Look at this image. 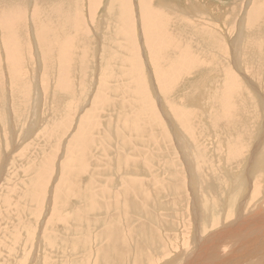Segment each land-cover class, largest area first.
<instances>
[{"label":"rangeland","instance_id":"374dc122","mask_svg":"<svg viewBox=\"0 0 264 264\" xmlns=\"http://www.w3.org/2000/svg\"><path fill=\"white\" fill-rule=\"evenodd\" d=\"M18 1L23 6L25 5L24 8L26 7L25 8L26 10L24 9L26 14L24 32L26 34V39H27L26 40L27 42L25 43L23 49V53L21 55L22 62L19 66V69H21L20 72H22V74L25 75V79H27L28 75L30 76L32 71V70H28L27 61L30 62L29 69H31L32 66L35 68L37 67V63H38L37 54L39 53L40 49L36 47L34 42V37L42 47L47 44L51 46L52 44L54 46L56 53L60 51L61 57L62 55H65L66 65L64 66L67 71L68 92L65 93L64 91H62V93L64 92L65 94H61L60 92H58L56 88L58 84V69L60 73L59 67H61V63H59L56 59L49 60V64L45 66L46 73L43 71L40 72L35 71V77L32 78L30 76V80H31L30 86L32 87L33 84L36 90H40L39 88H41V82L39 80V76L42 74V72L43 74L45 73V78L48 83L49 92L52 93L53 95V97H51L52 99L50 100L53 109L55 108L60 109V107L58 106L61 104L63 106L62 115L59 114L60 111L57 110L58 111L57 112L55 110L57 112L56 113L57 115H55V117L57 116L56 118L59 119L62 118L64 115L65 118V112L67 111L68 120H67V124L65 123L64 118L59 123V126L63 128L61 137L57 135L60 138L54 140V134H53L48 139V137L45 138L43 136H40L41 134L40 131L42 128L41 127L42 123L40 122V118L36 120L35 126H34V122H32L34 127L32 126L31 124L32 120H30L29 118L32 115V111L28 112L29 109H27L26 113L24 112V114L27 115L25 116L24 114H22L21 118L19 116H16L15 115L16 113H14L13 115L14 117L11 116V113H9L10 118L8 121L6 118L7 114L5 112V108H3L4 110L0 108V130H1L0 142L4 143L1 144L0 146V151H1L0 156H3V159L0 161V171H2L0 172L1 174L0 177L1 178L3 177L2 178L3 181L2 179H0V183H1L0 184V264L35 263L34 261L36 258L35 253L39 252L41 249L38 246H36L37 242L39 241L37 238L40 237V235L42 236L44 233L56 234L57 236H60L62 239L66 241L73 242V245H77V242L74 241H78L79 235L77 232H73L72 228L76 227L77 223L82 220L81 213L76 215V208H75V207H79V205L83 203L79 201L80 193L84 190L90 191L94 187H99L97 185L104 186L105 184L103 179L105 177H111L112 179L116 178L115 176H113V165H118V164L124 165L125 162L132 163L133 160H135V162L132 163V165H130L133 166L135 170V173L133 172V176L141 178V180L143 181L142 182L143 185L141 184L142 188H140L139 185H134L133 189H130V187L124 189V187H122L121 185L120 186L117 185V187L114 189V191H117L115 194V204L109 210L103 212H104V216L107 217L109 225H113L114 227L116 225L115 229L117 228V232H121L124 235L126 231H123L124 229L120 231V228L124 227L125 224L126 226H131V223L136 224L137 220L140 219L139 216H136L140 213L135 214L134 216V214L131 211H129L127 212L128 213L127 214L125 212L126 205L131 202V196H135V200H139L140 195L144 196L146 200L144 201L145 202L144 206L146 207V211L140 209L141 212L143 213L145 212V216H142L141 219L143 218L145 220L149 219L147 220V222L150 224V226L153 227L155 226L154 228L158 231L160 235L159 236L160 239H162L165 244L164 248L167 249L169 247L168 249L170 251V254L166 258L161 256L162 258L155 264H162L163 260L164 262H166L167 260L172 259V255L175 254V250L173 247H178L176 249V252L182 250L178 252L179 261H180V262L178 261V263L185 264L184 259L189 254V253L186 254L187 253L186 251L190 252L192 248L196 247L194 240L195 238H197L198 236H200V238H207L210 237V235H214L215 233L218 234L220 232L219 229L221 230V228L226 229V227H223L224 224L222 222H225L226 225L227 224L230 225L231 223L230 220L233 221L237 220V218H235V216L239 213V209L237 210V207L240 208L242 207V205L239 203L244 202V208L242 207L241 211L242 214L246 215L248 214L249 211L254 209L255 205H257L259 201L264 199V195L263 194L261 195V193L259 194V192H257L258 197L255 198H253L252 197L253 194H251L253 192L252 191L254 188L253 185L256 179L260 181L262 188L264 187V153H260L262 156H259L260 155L259 153L256 156L255 153L252 154V149H251V152H249L247 156L248 158L245 157L244 154L245 152H243L242 157L240 158L242 161L239 159L240 161L235 160L230 164H226V160H223L224 157L220 159L222 155L221 151L224 150L223 151L224 153L226 150L225 143L223 142V140L224 141L227 140L225 136L226 133L230 134L229 138H233V139L235 136H242L240 137V140L242 142L241 144L248 145L250 139L253 141L252 138L255 137V133L257 134V129L259 128V124H257L258 127L255 131L254 127L257 123L256 120L259 118L262 120L263 117L261 112L258 113V109L257 107H255L257 103L254 100L251 104L247 103L248 111L243 112V109L239 107L237 108L233 104V103H237L235 102L236 97H234V99L232 100L233 108L229 110L231 115L229 113H227L226 115V117L228 118L224 122L225 127H223L222 124H219V126H217L218 122L216 124H213L207 117L208 110L205 109V113H203V107L201 104L198 107H196V105L192 106L189 102L185 103V98L186 99H188L189 97L193 98L195 93H196L195 96L197 97L201 89L208 88L209 91L212 92V94L215 96L216 91H219L218 86H221L220 82H218L217 75L215 76V74L218 71L224 72L225 68L228 67L231 68L233 67L234 69L236 68L238 70L237 76L239 81H243L242 84L245 85L246 88L248 86L249 90L255 95V99L258 101V104L259 102H264V96H261V94L264 95V90H263L264 89V49H263L264 20L259 22L254 21V23L256 24L258 23L257 24L258 26H254V28L250 27V20L246 19L247 12L251 4L250 0H157V1L153 0V2L155 3V8L158 9L159 11L169 10V14L172 16H174L173 14L174 12L183 17L189 14V17L187 18H192V20H190L191 21L190 23L184 24L178 22V20L172 21L164 16L163 23L165 24V31H164L165 34L159 41L161 45L154 46V47L158 46L156 49H158L161 46L160 48L164 50L163 57H165V59L163 65L160 66L165 68L171 67L170 73H173L172 71H175L173 75L168 73L167 75L164 76L165 80H167L165 81V87L166 86L169 87V88L167 87V90H170L171 88V90L168 91L169 94L167 95V97L158 95V93L160 94V92L156 90V84H153L154 75L152 74L151 76L150 73L148 72L149 66L150 69L152 70V65H150L146 61H148V59L156 60L158 57L157 54L154 52H152V54L145 55L146 53L144 49L146 44L144 43V39L142 37L141 20L139 19L140 13L138 12L139 2L138 0H131V7L133 10L132 19L134 20L133 25L135 30L134 35L137 39L136 48L137 51L139 49L138 54L140 53L139 60L141 64V68L137 72L138 75L135 76L134 78L136 79V81L138 80L139 82H141L139 84V82L137 81L139 86L141 85V87H143L142 94L143 92H146V90L148 89L147 92H149L150 99L152 100L155 98L156 100L153 101L154 104L157 105L158 108L159 106L163 105L162 108H164L163 110L164 115L166 116V118L169 119V121L166 122L163 116H160L163 125L159 127L157 126V124L155 125L154 123V129L152 128L153 122H150L148 120L149 118H147V122L149 123L150 129L148 128V126L146 127L143 115L138 114L136 111L132 110V106L126 107V105L123 106L119 104L104 105L99 101L95 103L97 90H99V84L102 82H105L107 84L112 83V85H116L115 86V88H117L116 94L113 95L109 93L106 94V97L108 96L109 99H111L113 96H114L113 97L114 100H119L122 99L123 97H126L125 95L120 94L119 89H123L124 86L122 84L125 81L126 82L129 81L124 77L127 76L128 78L127 75L128 69H130L131 67L130 66L127 67V64L125 62L121 63L120 61L124 57V55H128L129 53L126 52L127 51L126 47H128L126 44H128V42L122 40V35H120L121 29L116 31L118 25H120L121 23L115 20L114 13L110 14L111 15L110 17H107L109 16V13L106 11L107 15H105V17L107 18L106 20H108V26L109 25L112 26H109V29L107 30L106 33L107 37L104 40L99 39L103 46L102 53L100 52L99 49L97 50L98 43L96 40H98L99 37V35L97 36V32L101 31L105 35V30L101 29L104 28V25L100 24V21H102V19L105 18L104 15L102 14L103 11H101V7L105 9L107 4H110L111 2L115 3V0H106V4H104L105 0H102L101 1L102 4L100 3V6L98 8L97 7L95 8L94 15L90 13L93 16V22L90 20V17H88L89 10L88 8H86L87 6L85 7V9L84 8L82 9L83 11L82 12L81 6L78 7L76 4H74L76 7L73 8L75 10L78 9V15L82 16L80 18H83V20H85L86 18L89 19L87 20L89 21V24H87V26L88 25L89 26L87 28H90V30L88 32H86L85 28H83V30L81 29V31L73 30L70 22L71 15L69 19L58 17V21H59L58 28L60 29V31L57 30L56 31L57 34L55 33L54 35L59 39L53 40L52 38H48V41H44L43 37L45 36L53 37V34H46L42 32V34H38L37 36L36 35L34 36L35 33L32 32L31 30L33 26L35 27L34 21L31 24L29 21H27L30 18V11H32L33 5L29 4L28 6L29 0H15L14 2L18 3ZM77 1L78 3H80V0ZM52 4H54V2H52ZM258 4L263 5L262 0H260ZM170 6H174L176 10L175 11L171 10ZM47 7L49 8L52 7L53 9H55V6L48 5ZM82 13L84 14V16ZM66 17L67 16H65V18ZM259 18H262V15ZM124 19L125 22L127 23L126 26L127 27L131 26L130 16L127 20L126 16L124 15ZM26 21H27V25H26ZM35 23L38 24L37 21H35ZM98 23L100 25H98ZM227 25L228 26L230 25L233 28L231 34H229L228 32ZM98 26L100 27L99 29H97ZM40 29H43L42 24ZM200 30H202L203 32L202 33L199 32ZM138 32H140V35H138ZM203 33H205L206 35L201 36ZM17 34L20 35V32H17ZM96 36L97 39H95ZM206 37L209 38L208 46L209 44L210 46L209 47L207 46L208 49L206 46L203 45V40ZM220 37L221 40L218 41ZM138 38L140 41L138 40ZM238 42L239 44L237 45ZM3 43L4 42H2L0 39V87L2 89V97L5 98L7 96L10 97V102L12 104L11 111L13 112L15 111L13 108L16 109L17 90H16V86H14L15 84L12 83L11 81L12 79H8V75L10 72L8 73L7 69L11 68L12 71V65L9 62L7 54H5L6 50H4V48L6 49L7 45H4L3 47ZM167 43H169V45ZM258 43L262 44V46L261 47L258 46ZM222 45L224 47H222ZM185 46H187L188 48ZM237 46L239 49L235 48ZM179 47L182 48L181 50L182 54L180 56L178 55L175 56L174 55L175 50L176 49L178 50ZM122 48H124L125 50L123 51ZM165 49L168 50L166 51ZM106 51H108V54L111 53L113 55L112 57H114V60L112 62L106 61L104 57ZM168 52L169 54H167ZM205 53L208 54L206 55ZM218 53H223L225 55H228L227 63L223 60V58L219 59V63L206 61V56L209 57L211 54H213L214 56L213 57L210 56L209 58L212 57L213 59L214 58L217 59V57L219 56ZM17 54L18 55L21 54V51L18 52ZM97 54L98 56L100 55L99 60L97 59L98 58ZM61 57L59 56L60 60ZM128 58L131 61H135L133 54ZM109 60L112 59L110 58ZM100 62L103 63V65H101ZM190 62H191V66H190L191 68L189 67ZM232 64L234 65L232 66ZM50 65L52 67V71L47 70L48 68H50ZM244 65L251 66L254 69V71L256 70L255 68H259L261 70L260 73H258L260 77H258V79L255 78L253 79L252 77H250V75L247 72L248 70L244 67ZM197 66L200 68H198ZM254 66L256 67L254 68ZM181 68L182 69L184 68V70H181ZM180 70L182 72L184 71L185 73L183 72L182 74ZM105 71H107L110 74V77H113L112 81L104 79ZM144 75L147 76L144 77ZM94 76H97V79H94L93 78ZM148 79L149 82L151 80V84L149 83L150 86H146V82H147L146 80ZM206 81H208V87L204 88L203 85L206 84ZM201 83H202V87L200 86ZM251 84L253 85V87ZM73 87H75V90L73 89ZM197 89L199 90L198 92H196ZM30 92L31 90L28 91V96L24 99V101L26 99L28 100V98L31 96ZM155 92L157 96H160L161 100L159 97L157 98ZM45 93L46 92L44 91L42 95L43 98L45 97L44 96ZM150 93L151 94L153 93L155 96L150 95ZM241 93L238 95V101L244 98L243 94ZM253 94L250 96L252 97ZM213 95H211L212 97L210 95L206 96V102L208 106H210L211 113L215 112V111H211V107L212 110L213 108L215 109L216 106H217L216 110L219 108L218 105L213 102V99L216 97V96L214 97ZM195 96L194 98H196ZM48 98L49 96L47 97V99ZM12 99H14L13 102L11 101ZM157 100L159 103L160 101L162 102L160 103L161 105L157 102ZM168 100L170 101L171 104L168 102ZM177 100L178 102L180 101L179 102L180 105L178 104ZM253 103L255 106L253 105ZM244 105H246V97L244 100ZM173 106L181 110L182 109L185 110L184 112L186 113H187L186 111L187 109L188 111L190 110L191 113H189L190 112L189 111L188 112L189 114L186 116L188 117L190 115L191 117V114H195V119L196 118L200 119L198 123L196 121V123L200 126V130L206 127L205 129L206 131L202 133L203 137L202 136L196 137L197 143L194 142L193 146H191L190 149L187 143V139H191L190 134L186 132V129H183L180 126V123L178 122V120H176L173 113L171 114L167 113L168 110L173 109ZM251 106L254 109L250 110ZM41 107H42V112L44 114L46 115L49 114L48 117L51 116L52 112L53 114H55L54 110L50 111L52 107L47 106V108H45L46 105L44 103V100L41 102ZM47 110H49V112ZM159 110L160 109H158V111ZM247 113L251 115H248L250 116L248 117L249 119L246 118L244 119L243 117ZM215 114H219V113H215ZM56 118L55 120H57ZM188 119L189 121L191 120V122H193L192 120H194V119H190L189 117ZM83 123L89 129L87 134L92 141V145L89 151L85 155L81 154L82 151L80 150L81 147L80 144H77L76 146L74 145V142L77 140V135H79L82 132ZM171 123L172 125H170ZM193 124L194 123H192V125ZM197 124H195L194 127L198 130V127L196 126ZM30 125L32 126V128ZM215 125L217 127H220L219 131ZM28 126H30L31 130H29L30 128ZM170 127H172V129ZM251 127L253 128L251 129ZM207 128L209 130H207ZM259 129L261 131H264V124H262V127H260ZM215 132L217 135L215 134ZM198 133L201 132L198 131L196 134ZM263 136L264 134L262 135L261 133V138H262L261 140L263 142L261 143L260 146H258L259 148L258 151L263 150L264 152ZM160 138H164L166 142L158 141V139ZM214 141L216 142L219 141V146H217L218 142L215 144ZM254 141H256V138ZM176 144L177 147H175ZM196 144L198 145V149H200V153H201L200 157H202L205 162L214 161L216 158V156L214 158V156L212 155V151H213V149L211 150L212 146L215 147L217 153L218 152L220 153L219 155L220 158L218 157L219 161L216 160L213 163V168L219 171H217L218 172L217 175L213 176L214 179L212 178L211 180L212 182L216 181L218 183L219 188L217 189L218 192L217 195L216 194L213 195V191L208 190L209 187L207 186V184L198 181L196 174V170L198 168H196L195 165H194L195 167L193 166V164L199 165L198 155H197L198 149L195 151ZM215 145L218 148L221 146V148L217 149ZM50 149L51 150L54 149L53 150L54 154L53 153L49 154ZM48 154L50 155V157H48ZM251 156H253L252 158L253 160L251 163L252 166L248 167L247 166V163L249 161L248 159L251 158ZM4 157L7 159H4ZM22 157L23 159H21ZM80 157L83 159H82V163L79 165ZM172 157L176 158L177 164H179V168L181 172L179 183L183 182L182 184L183 188L181 189L183 191H181L180 188L172 187L171 190L168 188L169 186L175 184L172 174L173 171H171L167 166L168 165L167 159H171ZM257 159H259L258 165H260L261 169L256 174L257 171L254 161L256 162ZM14 160H16L17 162H14ZM95 161L96 162L98 161L99 166L103 167L100 170L101 172L99 171V176H101V178L99 180L97 179L91 182L90 184H88L87 187H85L87 179L84 172L87 171L89 168L94 167L93 165L95 164L94 163ZM91 163H93V165H90ZM200 165L207 167L205 164H200ZM225 165L227 166L226 169H225ZM34 166H36V168L39 167L41 169H39L36 172L33 171V172L25 173V171L27 170H34ZM137 167H139L140 169H138ZM120 169L121 168H119L118 170L117 168L116 174H120L119 172ZM61 170H62L61 175L60 176L58 175L59 177H56L58 172H60ZM249 171L251 174L249 173ZM128 173H130V170H128ZM79 174L81 175L80 176L81 178L79 177ZM131 174L132 173L125 176H121V178L124 179L126 177L127 179H130ZM218 174L220 175L218 176ZM226 175L230 176L228 177L230 181L229 185L228 182H226L227 179ZM78 177L80 181H77ZM194 177L196 178L195 180ZM57 178H58V182L60 183H58L57 181H56L57 183L56 182L53 183L54 180H56ZM12 179H14L15 181ZM50 179L52 180L50 184H48V181ZM211 181L209 180L210 185L213 184ZM233 182H235L236 187L235 188L233 187L232 189ZM28 183L31 187L30 190L25 189L27 188ZM236 188L238 191L236 190ZM111 189L112 188H110V190ZM174 189L175 192L172 193ZM231 190L232 191L235 190V192L232 193ZM259 190L263 192V190H261L260 188ZM96 194L99 197L102 196L100 198L102 200L104 199V202H106L109 199L108 196H104L102 194L100 195L99 192L98 193L96 192ZM6 198L8 200H6ZM174 198H176L177 200ZM28 202H31L32 204L29 203L30 205L29 206ZM12 203L14 204L17 203V204L14 205ZM88 203L89 201L87 200V204ZM88 205H90V203ZM165 205L166 207H164ZM20 206H22L23 208L25 206L28 209L26 208L23 209ZM136 207L140 208L139 206ZM14 208H16V210ZM27 210L29 211V213ZM43 211L45 213H43V217L40 218V215ZM85 212H87V210L83 211V213ZM123 212L126 214V216L124 217H123ZM130 212L132 215L130 214ZM129 216L130 218L134 217L131 220L130 225L128 222L130 220L127 219L129 218ZM160 216L163 217L162 220L164 222L160 221L161 219ZM64 217H68L69 221H64L63 220ZM100 217H101L100 215L97 216V218ZM157 219H159L160 223ZM48 221H51L53 227H55V231L52 230L51 224L47 226ZM54 221H56V223ZM169 221H173L172 222L173 227L165 228L164 225H162V223L165 224L167 223L166 225H168ZM117 226L120 228L118 229ZM148 226L146 224V227L143 228L144 229L148 228ZM94 228L97 229L94 230ZM100 228L101 226H94L92 227V229L84 228L79 232L80 234H84L85 237L87 238L89 235H94V237H91L92 240L91 238L87 239V242L92 245L91 246L92 250L88 248L83 250L79 254L75 252V254L73 253L71 255V253L69 254V252L65 250L61 252L60 251L61 249L51 250L50 248L48 249L47 247L43 246L41 260L42 262L44 261V263H41V260L39 261V263L58 264L59 262L60 264H82V263L91 264L93 262L94 264H97L96 263L97 252L95 250H97V248L99 247L97 248L94 247L99 245L101 247V245H103L100 251L103 252V255L104 254L105 255L104 256L102 255L103 257L101 256L102 253L100 254L98 253V255L100 256L101 259L103 258L105 260L104 261L102 259L104 262H106V259H108L109 262L107 261V263L112 264L110 262L113 260L111 255L116 253L117 251L116 252L113 251L117 249H114L112 251L113 252L112 254H109L110 251L105 252V250H107L108 247L118 248L119 250V241L123 238H124L123 240L126 241L130 237L125 234L124 237L121 238L122 235L121 234L119 236V239H117L118 238L117 235L116 237H114L115 235L114 236L111 235L112 236V237L110 236L111 240L110 239L108 240L106 239L108 238V236L105 238L104 234L100 231ZM198 228L201 230H199ZM195 229L198 230L194 231ZM198 231H200V233ZM167 232L169 234L176 233L178 236L174 234L175 238H172L173 235H169ZM182 233H185V238L187 239L183 237ZM131 235L133 236V233H131ZM45 237L49 240L50 246L56 245L57 243L56 238L51 236H45ZM183 238L185 240H183ZM188 238L190 241L188 240ZM114 240L117 241L115 242ZM129 240L130 241L127 240L126 243L125 241H123V244L122 242L120 244H122L125 247L126 245L130 244L131 239ZM187 240L189 242H187ZM232 240L233 237H222L220 242L212 249L215 250L220 249L219 251L224 253L225 248L231 244L230 242H232ZM111 241L113 243L115 242V244L112 245L113 243ZM108 242H110V244L112 243L111 246ZM128 242L129 244H127ZM186 242L187 244L189 243V245H184V243ZM92 243L94 244V246ZM143 244L144 246H146V243ZM152 246L153 245L151 243L150 248H152L151 250L153 251H151L148 246V249L150 250L149 252L152 254H156L157 250L153 248L155 245L153 247ZM103 247L104 248L106 247V249H104ZM73 249L76 248H69L70 251ZM46 251L48 252L46 253ZM154 251L156 253H154ZM107 253L108 255H106ZM92 254L95 255L93 256ZM129 255H131V252L129 253ZM129 255L127 256V260L128 258H130ZM259 260L260 261L264 260V253L260 255ZM112 262L119 264L115 260H113ZM258 263L259 262H255V264Z\"/></svg>","mask_w":264,"mask_h":264},{"label":"bare ground","instance_id":"6f19581e","mask_svg":"<svg viewBox=\"0 0 264 264\" xmlns=\"http://www.w3.org/2000/svg\"><path fill=\"white\" fill-rule=\"evenodd\" d=\"M15 0H0V39L3 43V47L4 45H7L6 46V49L4 48V50H6V53L7 56H8V59H9V62L11 63L12 65V71H11V68L7 69L8 70V79H12V83H14L16 86V90H17V96H16V109L13 108L15 111H11L12 110V104L10 102V97L7 96L6 98L5 97H2V89L0 87V108H5V112H6V118L7 120L9 121V118H10V114L11 113V116L14 115V113H16L15 115L16 116H19L20 118L22 117V114H24V112L26 113L27 112V109L28 112L29 111H32V115L29 117L31 121V124L33 126V123L34 122V126L36 125V120L40 118V122L42 123L41 124V131H40V136H43L45 138L48 137V139L54 134V140L58 139L61 137V134L63 132V128L59 126V123L60 121L64 118V115L62 118H56L55 115H57L56 113L58 111L59 114L62 115V111H63V106L62 104L59 105L58 107H60V109H53V106L51 105V97H53L52 93L49 92V88H48V83H47V80L45 78V66L47 64H49V60H53V59H56L59 63H61V67L60 68V73H59V69H58V84L56 86L58 92H60L61 94H65L66 92H68V81H67V71L65 69V66L66 65V59H65V55H62L61 57V54H60V51L58 53L55 52V49H54V46L51 44V46H49L48 44L45 45V46H41L40 43L35 39L34 37V42H35V45L37 48L40 49L39 53L37 54L38 56V63H37V67H31V69H29V61H27V66H28V70H32L31 71V77H35V71L36 72H40V71H43L45 72L39 76V80L41 82V88H39L40 90H36L35 86L32 84V87L30 86L31 85V80H30V76L28 75V78L25 79V75L22 74V72H20L21 69H19V66L21 64V55L23 53V49H24V46H25V43L27 42L26 40V34L24 32V27H25V17H26V14H25V8L22 4H20V2L18 1V3L14 2ZM102 0H80V3H78L77 0H29V3H28V6L29 4H32L33 7H32V11H30V18L29 21L30 24L34 21V24H35V27L33 26L31 28L32 32H34V36L38 35V34H42L43 33H46V34H53V37H48V36H45L43 37V40L44 41H48V38H52L53 40H58L59 38L56 37L54 34L56 33L57 30L60 31V29L58 28V25H59V21H58V17H63L64 19H69L70 15H71V25H72V28L73 30H76V31H81V29L83 30V28H85L86 32H88L90 30V28H87V24H89V19H85L83 20V18H80L82 16H79L78 15V9L75 10L73 7H76L74 4H76L78 7L81 6V11L82 9L85 7L88 8V17H90V20L93 22V16L92 14L94 15V10L95 8L99 7L100 6V3H101ZM157 1V0H156ZM155 1V2H156ZM251 1V4H250V8L247 12V16H246V19L247 20H250V27L251 28H254V26H258L256 23H254V21H262L264 20V8H263V5H264V1L262 0L263 2V5L262 4H258L260 0H250ZM254 1V2H253ZM257 1V2H256ZM52 2H54V4H52ZM86 2V4H85ZM139 2V9H138V12L140 13V16H139V19L141 20V28H142V37L144 39V43L146 44L145 45V55H148V54H152V52L156 53L157 54V59L154 60V59H148V62L150 65H152V70L150 69V66H149V73L150 75L152 76V74L154 75V80H153V84H156V90H158L160 92V94L158 93V95H161V96H166L169 94L168 91L171 90H167V87H165V75H167L168 73L169 74H172L175 72V71H172L173 73H170L171 72V67H168V68H165V67H162L160 65H163V62H164V59L165 57H163V53H164V50H162V48H158L156 49L157 47H154L155 45H161V43H159V41L161 40V38L164 36L165 34V24L163 23V18L164 16L169 18L170 20L172 21H176L178 20V22H181V23H190L192 20V18H187L189 17V14H187V16L183 17V16H180L178 14H176L175 12L173 13L174 16L170 15L169 14V10L167 11H159L158 9L155 8V3L153 2V0H138ZM102 4V3H101ZM104 4H106V0L104 2ZM48 5L50 6H55V9H53L52 7L49 8L47 7ZM27 6V7H28ZM84 6V7H83ZM112 6V7H111ZM39 7V9H38ZM77 7V8H78ZM111 7V8H110ZM25 9V10H24ZM80 9V8H79ZM170 9L175 11L176 8L174 6H170ZM100 10V9H99ZM80 11V12H81ZM101 11L102 14L104 15H107L106 14V11L109 13V16L107 17H110L112 13H114V17H115V20L119 23H121L120 25H118L117 30L121 29V34L122 35V40H125L128 42V44H126L128 47L127 48V51L126 52H129L128 55H124V57L121 59V63H126L127 64V67L130 66L131 68L128 69V78L127 76H125L124 78L125 79H128L129 81H125L122 85L124 86L123 89H119L120 90V94L121 95H125L126 97H123L122 99H119V100H114V96L109 99L108 96L106 97V94L109 93V94H116L117 92V88H115L116 85H112L111 84H107L105 82H102L99 84V90H97V94H96V97H95V103L96 102H101L102 104L104 105H109V104H119V105H123L126 107H129V106H132V110L136 111L138 114H142L143 117H144V122H145V125L146 127L148 126V128L150 129L149 127V123L147 122V118H149L148 120L150 122H153V125H152V128L154 129V123L155 125L157 124V126L161 127L163 125L162 121H161V118L160 116H163L164 120L169 121L168 118H166V116L164 115V108H162V106H158L154 104V99H150V96H149V92H143L142 94V88L141 85L139 86V84L141 82H139V84L137 83L136 79L134 78L135 76H137V72L138 70H140L141 68V64H140V60H139V49L137 51V48H136V43H137V39L134 35V25H133V19H132V7H131V0H115V3L114 2H111L110 4H107V6L105 7V9L103 7H101ZM83 12V11H82ZM168 12V13H167ZM171 12V11H170ZM68 13V14H67ZM92 13V14H90ZM83 14V13H82ZM28 15V14H27ZM124 15L126 16L127 20L130 16V21H131V26H126L127 23L125 22V19H124ZM262 15V18H259L260 16ZM65 16H67L65 18ZM84 16V14H83ZM96 19V18H95ZM107 18H103L102 21H100V24L104 25V28H101V29H104L105 30V35L100 31V32H97V36L99 35L98 37V40L97 43V50L99 49L100 52L102 53L103 51V46L101 44V41L99 39H102L104 40L107 35V30L109 29V26H112V25H109L108 26V20H106ZM27 21H26V25H27ZM35 21H37L38 24L35 23ZM187 21V22H186ZM91 22V23H92ZM96 22V21H95ZM98 22V21H97ZM254 23V24H253ZM261 23V22H260ZM41 24L43 25V29H40L41 28ZM97 24V23H96ZM98 23V25H100ZM256 24V25H255ZM64 26V25H62ZM94 26V25H92ZM164 26V27H163ZM228 26V25H227ZM23 28V29H22ZM100 27L98 26L97 29H99ZM37 29V30H35ZM233 31V28L229 25L228 26V32L229 34H231ZM17 32H20V35L17 34ZM199 32H203L202 30H200ZM115 33V31H114ZM207 33V32H206ZM57 34V33H56ZM126 34V35H125ZM136 34V32H135ZM33 35V33H32ZM60 35V34H59ZM138 35H140V32H138ZM206 34L203 33L201 36H205ZM97 36L95 39H97ZM137 36V35H136ZM117 37V36H116ZM33 38V37H32ZM204 39V38H203ZM139 40V38H138ZM172 40V39H171ZM221 40V37L219 38L218 41ZM140 41V40H139ZM163 41V40H162ZM208 41H209V38L206 37L204 40H203V45L204 46H208ZM211 41V40H210ZM166 42V41H165ZM169 42V41H167ZM212 42V41H211ZM164 43V42H163ZM169 45V43H167ZM239 44V42L237 43V45ZM264 44V43H263ZM217 45H220V44H217ZM147 46V48H146ZM210 46V44H209ZM208 46V47H209ZM236 46V45H235ZM258 46H262V44L258 43ZM141 47V46H140ZM181 47V46H180ZM177 50H175V53L174 55H178L180 56L182 54L181 50L182 48H180ZM187 47V46H185ZM205 47V49H206ZM207 47V49H208ZM222 47H224L222 45ZM242 47V46H241ZM264 47V46H263ZM188 48V47H187ZM197 48V47H195ZM199 48V47H198ZM204 48V47H203ZM202 48V49H203ZM235 48H238L235 47ZM169 49V48H168ZM167 49V50H168ZM200 49V48H199ZM239 49V48H238ZM264 49V48H263ZM122 50L124 51L125 49L122 48ZM166 50V49H165ZM166 50V51H167ZM193 50V49H192ZM226 50V48H225ZM21 51V54H17L18 52ZM189 51V50H188ZM191 51V50H190ZM203 51V50H202ZM206 51V50H205ZM224 51V50H223ZM28 52V51H27ZM218 52V50H217ZM26 53V52H25ZM98 53V52H97ZM177 53V54H176ZM214 53V52H213ZM134 55V58H135V61H131L128 57H130L131 55ZM169 54V52L167 53ZM191 54V53H189ZM206 54V53H205ZM208 54V53H207ZM206 54V55H207ZM215 54V53H214ZM219 54V58L217 57V59H213L212 57L214 56L213 54H211L210 56H212L211 58L207 57L206 56V61L208 62H215V63H219V59L220 58H223V60L227 63V57L228 55H225L223 53H218ZM235 54V53H234ZM233 54V55H234ZM166 55V54H165ZM59 56L61 57V60L59 58ZM98 56V54H97ZM100 56V55H99ZM99 56H98V60H99ZM113 55L110 53L108 54V51H106L104 57L106 59V61L108 62H112L114 60V57H112ZM123 56V55H122ZM177 56V57H178ZM216 56V55H215ZM235 56V55H234ZM56 57V58H54ZM168 57V56H166ZM205 57V56H204ZM6 58V57H5ZM108 58V59H107ZM112 59V60H109V59ZM179 58V57H178ZM237 58V57H236ZM97 60V61H98ZM190 60V59H189ZM242 60V59H241ZM221 61V60H220ZM119 62V63H120ZM244 62V61H243ZM101 63V62H100ZM177 63V62H176ZM115 64V63H114ZM189 67L191 66V62L189 63ZM222 64V63H221ZM229 64V63H228ZM101 65H103V63H101ZM148 65V64H147ZM176 65V64H175ZM214 65V64H213ZM234 64H232L233 66ZM239 65V64H238ZM56 66V65H55ZM193 66V64H192ZM195 66V65H194ZM218 66V65H217ZM237 66V65H236ZM240 66V65H239ZM185 67V66H184ZM198 67V66H197ZM244 67L248 70V74L250 75V77H252L253 79H258V77H260L258 75V73H260V69L259 68H255L256 66H254V68L256 69L254 71V69L251 67V66H246L244 65ZM48 68V67H47ZM191 68V67H190ZM200 68V67H198ZM196 68V69H198ZM213 68V67H212ZM41 69V70H39ZM47 70H50L52 71V67L50 65V68H48ZM181 70H184V68ZM180 70V71H181ZM194 70V69H192ZM200 70V69H199ZM198 70V71H199ZM203 71V69H202ZM237 69L235 68H231V67H228V68H225V71H218L216 72L215 76L217 75V78H218V82H220V85L221 86H218V90L219 91H216V97L212 94V92L209 91L208 88L206 89H201V91L199 92V95H197V97L195 96L196 93H195V97L193 96V98L189 97L188 99L185 98V103L189 102L192 106H195L198 107L200 104L202 105L203 107V113H205V109L208 110V113H207V117L208 119L213 123V124H216L218 122V125L219 124H222L223 127H225L224 125V122L225 120L228 118L226 117L227 113L230 114L229 110L232 107V100L234 99V97H236V101L237 103H233L235 105V107H239L241 109H243V112H247L248 109H247V103H252L253 100L257 103V105L255 106L254 103L253 105L255 107H257L258 109V113L261 112V114L263 115L262 117V120L259 118L257 119V123L255 125V131L257 129V124H259V128L262 127V124H264V111H263V108H264V102H259L258 104V101L255 99V95L249 90L248 86L247 88L245 87V85H243V81H239L238 79V76H237ZM34 72V73H33ZM152 72V73H151ZM182 72V71H181ZM184 72V71H183ZM182 72V74H183ZM135 73V74H134ZM185 73V72H184ZM194 73V72H193ZM196 73V72H195ZM104 74H108V75H104V79L106 80H111L112 81V78L113 77H110V74L105 71ZM198 74V73H197ZM247 74V75H248ZM171 75V76H172ZM10 76V77H9ZM118 76V75H117ZM147 75H144V77H146ZM214 76V77H215ZM222 76V78H221ZM173 77V76H172ZM94 79H97V76H94L93 77ZM180 78V77H179ZM185 78V77H184ZM207 78V77H206ZM245 78V77H244ZM80 79V78H79ZM175 80V79H174ZM197 80V79H196ZM204 80V79H203ZM76 81V80H75ZM146 86H150L149 83L151 84V80L149 82V79L146 80ZM198 81V80H197ZM3 82V81H2ZM188 82V81H187ZM194 82V81H193ZM203 83V82H202ZM202 83H201V87H202ZM262 83V82H261ZM176 84V83H175ZM77 85V84H75ZM197 85V84H196ZM247 85V84H246ZM252 85V84H251ZM118 86V85H117ZM122 86V87H123ZM145 86V87H146ZM179 86V85H178ZM204 88L205 87H208V81H206V84L203 85ZM144 87V88H145ZM175 87V86H174ZM173 87V88H174ZM253 87V85H252ZM169 88V87H168ZM73 89L75 90V87H73ZM151 89V88H150ZM31 90V96L28 98V100L26 99L24 101V99L28 96V91ZM144 90V89H143ZM258 90V89H257ZM264 90V89H263ZM7 91H8V88H7ZM13 91V90H12ZM44 91L46 92L45 93V97L43 98V93ZM62 91H64L62 93ZM174 91V90H173ZM199 90L197 89L196 92H198ZM260 91V90H259ZM154 92V91H153ZM218 92V93H217ZM242 92V93H241ZM262 92V91H261ZM14 93V92H13ZM49 93V94H48ZM102 93V94H101ZM243 94L244 98L242 100H239L238 101V95L239 94ZM119 94V93H118ZM156 94V92H155ZM253 96L251 97L250 95ZM150 95H154L153 93ZM207 95H213L215 98L213 99V102L216 103L218 105V109L216 110V108L212 110V107H211V111H215L214 113H211L210 112V106H208L207 102H206V96ZM49 96V98L47 99V97ZM155 96V95H154ZM157 96V94H156ZM261 96H264L263 94H261ZM160 98V96H157V98ZM212 97V96H211ZM245 97H246V105H244V100H245ZM14 98V97H13ZM153 98V97H152ZM156 98V99H157ZM30 99V100H29ZM44 100V103L46 105L45 108H47V106L49 107H52L51 110H54V113L53 112L51 113V116L48 117V115L44 114L42 112V107H41V102ZM161 100V98H160ZM159 100V101H160ZM184 100V99H182ZM212 100V99H211ZM210 100V102H211ZM12 102L14 101V99L11 100ZM39 101V102H38ZM156 101V100H155ZM158 102V100H157ZM168 102L170 103V101L168 100ZM178 102V100H177ZM180 102V101H179ZM178 102V104H179ZM159 103V102H158ZM160 103H162L160 101ZM159 103V104H160ZM11 104V105H10ZM15 104V103H14ZM55 104V103H54ZM171 104V103H170ZM56 105V104H55ZM161 105V104H160ZM180 105V104H179ZM160 109V114H159V111L158 109ZM253 106V107H254ZM57 107V108H58ZM181 107V106H180ZM249 107V106H248ZM251 109H254L250 108ZM4 110V109H3ZM57 112H56V111ZM183 110V109H182ZM181 109L173 106V109H170V110H166L167 113L171 114L173 113L174 117L176 118V120H178V122L180 123V126L183 128V129H186V132H188L190 134V137L191 139H187V143H188V146H189V149L191 146H193L194 142H196V137H201L202 136V133H204L206 130V127L203 128L202 130H200V126L197 124L198 121L200 119L196 118L195 119V114H191V117L190 115L188 116L190 119H194L192 120L193 122H191V120L189 121L188 117L186 115H188L189 113H191V111L189 112L188 109L186 110V112H184L185 110L182 111ZM11 111V112H10ZM44 111V109H43ZM49 112V110H47ZM42 112V113H41ZM47 112V113H48ZM189 112V113H188ZM186 113V114H185ZM215 113H219V114H215ZM25 115V114H24ZM27 115V114H26ZM25 115V116H26ZM54 115V117H53ZM149 115V116H148ZM231 115V114H230ZM248 115H251L249 113H247L243 118L245 119H249ZM15 116V117H16ZM29 116V114H28ZM14 117V116H13ZM12 117V118H13ZM168 117V116H167ZM242 117V116H241ZM17 118V117H16ZM15 118V119H16ZM55 118L57 120H55ZM25 119V118H24ZM13 120V119H12ZM65 123L67 124V120H68V113L67 111L65 112ZM229 120V119H228ZM227 120V121H228ZM251 120V119H250ZM261 120V121H260ZM172 121V120H171ZM197 121V123H196ZM247 121V120H246ZM237 122V121H236ZM27 123V122H26ZM174 123V122H172ZM172 123L170 125H172ZM192 123H194L192 125ZM197 124L196 126L198 127V130L194 127V125ZM239 124V123H238ZM242 124V123H241ZM254 124V123H253ZM252 124V125H253ZM261 124V125H260ZM19 125V124H18ZM29 125V124H28ZM43 125V126H42ZM169 125V124H168ZM26 126V125H25ZM31 126V125H30ZM30 126H28L30 128ZM31 126V128H32ZM33 126V127H34ZM209 126V125H208ZM216 126V125H215ZM216 126V127H217ZM221 126V127H222ZM244 126V125H242ZM174 127V126H173ZM227 127V126H226ZM240 127V126H239ZM248 127V126H247ZM31 128L29 130H31ZM39 128V129H40ZM172 129V127H170ZM219 128L220 127H217L218 131H219ZM237 128V127H236ZM253 127H251L252 129ZM257 129V134L255 133V137L252 138L253 141L250 139L248 145L247 144H241V140H240V137L242 136H235L234 139L233 138H229L230 137V134H227L226 133V139L227 140H223V142L225 143V146H226V150L225 152L223 153L222 152V155H221V158L219 157L220 153L215 150V147L212 146L211 150L213 149L212 151V155L216 156L215 160L214 161H210V162H205L204 159L202 157H200V149H198V145L196 144L195 145V151L198 149L197 151V155H198V162H199V165H196V164H193V166L195 165L196 168H198L196 170V174H197V178H198V181L201 182V183H205L207 184V186L209 187L208 190H211L213 191V195L214 194H218L217 192V189L219 188L218 187V183L215 181V182H212V178L214 175H217V171L219 170H215V168H213V163L218 160V157L220 159H222L224 157L223 160H226V164H230L232 162H234L235 160L237 161H240L241 157H242V154L243 152H245V157L248 158V154L249 152H251V149H252V154H257L259 153H264L262 148L261 150L262 151H258V146L261 145V143L263 142L261 139V133L262 135L264 134V131H261L260 129ZM212 129H213V126H212ZM215 129V130H217ZM222 129V128H221ZM241 129V128H240ZM246 129V128H245ZM28 130V131H29ZM158 130V129H157ZM163 130V128H162ZM207 130H209L207 128ZM1 131V130H0ZM27 131V132H28ZM34 131V130H33ZM88 131L89 129L87 128V126L83 123V129H82V132L77 135V140L74 142V145L76 146L77 144H80L81 147H80V150L82 151L81 154L82 155H85L91 145H92V141L91 139L89 138L88 136ZM152 131V130H151ZM174 131V130H173ZM198 131H200L201 133H198L196 134ZM213 131V130H211ZM226 131V130H225ZM224 131V132H225ZM30 132V131H29ZM28 132V133H29ZM157 132V131H156ZM160 132V131H159ZM158 132V133H159ZM162 132V131H161ZM196 132V133H195ZM245 132V131H244ZM25 133V132H24ZM155 133V132H153ZM220 133V132H219ZM253 133V132H252ZM216 134V132H215ZM243 134V133H242ZM45 135V136H44ZM59 135V136H57ZM157 135V134H156ZM176 135V134H175ZM217 135V134H216ZM224 135V134H222ZM221 135V136H222ZM236 135V134H235ZM214 136V134H213ZM220 136V137H221ZM251 136V135H250ZM22 137V136H21ZM39 137V136H38ZM167 137V136H166ZM165 137V138H166ZM203 137V136H202ZM212 137V136H211ZM233 137V136H232ZM253 137V136H252ZM264 137V136H263ZM42 138V137H41ZM44 138V139H45ZM156 138V137H155ZM214 138V137H213ZM219 138V137H218ZM256 138V141H254ZM43 139V138H42ZM204 139V138H203ZM215 139V138H214ZM221 139V138H220ZM245 139V138H244ZM156 140V139H155ZM170 140V139H169ZM158 141L160 142H163L165 141L164 138H160L158 139ZM157 142V141H156ZM166 142V141H165ZM218 142V145L219 146V141ZM216 141H214V143L216 144L217 143ZM222 142V141H221ZM253 142V143H252ZM1 144H4V143H1L0 142V146ZM222 144V143H221ZM157 145V144H156ZM172 146V145H171ZM216 146V145H215ZM216 146L217 149L221 148V146L218 148ZM177 147V144L176 146ZM207 147V146H206ZM211 147V146H210ZM263 147V146H262ZM29 148V147H28ZM59 148V146H58ZM180 148V147H179ZM178 148V149H179ZM183 148V147H182ZM223 148V147H222ZM43 149V148H42ZM41 149V150H42ZM106 149V147H105ZM54 150V149H53ZM53 150H49V154L50 153H53ZM210 150V149H209ZM17 151V150H16ZM34 151V150H33ZM38 151V150H37ZM191 151V150H190ZM1 152V151H0ZM31 152V151H30ZM35 152V151H34ZM20 153V152H19ZM22 153V152H21ZM36 153V152H35ZM38 154V153H37ZM48 154V157H50V155ZM52 154V155H53ZM259 156H262L261 154ZM13 157V156H12ZM20 157V156H19ZM18 157V158H19ZM25 157V156H24ZM47 157V158H48ZM52 157V156H51ZM31 158V157H30ZM253 156H251V158H249L248 160V163H247V166L250 167L252 166V159ZM3 159V156H0V161ZM4 159H7L4 157ZM23 159V157L21 158ZM82 159L80 157V160H79V165L82 163ZM240 159V160H239ZM61 160V158H60ZM59 160V161H60ZM245 160V158H244ZM27 161V160H26ZM219 161V160H218ZM242 161V160H241ZM258 161L259 159L256 160V162L254 161L255 165H256V174L260 171V165H258ZM14 162H17L16 160H14ZM28 162V161H27ZM135 160L132 161V163H134ZM222 162V161H221ZM19 163V162H18ZM95 164L93 165V163H91L90 165H93L94 167H91L89 168L87 171L84 172V174L86 175V179H87V182L85 184V187L88 186V184H90L91 182L95 181V180H99L101 178V176H99V171L103 168L101 166H99L98 164V161L94 162ZM132 163H128V162H125L124 165H121V164H118V165H113V176H115L116 178L112 179L111 177H105L103 179L104 181V186L103 185H97L99 187H94L92 190H84L80 193L79 195V201L83 202L81 205H79V207H75L76 208V215L81 213V216H82V220L80 222L77 223L76 227L72 228V231L73 232H77L78 235H79V239L78 241H74V242H77V245H73V242H69V241H66L64 239H62L60 236H57L56 234H49V233H44L42 236L40 235V237H38L37 239L39 240L36 244V246H38L40 249L39 252L35 253V263L33 264H40L39 261L42 259V252H43V246L47 247L48 249L50 248L51 250H60L61 252L63 250L69 252V254L71 253V255L75 252L76 253H80L82 252L83 250L85 249H88L91 248V244H89L87 242V239L88 238H91V237H94V235H89L88 238L85 237L84 234H80L79 232L81 230H83L84 228H91L94 227V226H101L100 228V231L104 234V237L106 238L108 236V238L106 239H110V236L111 235H115L114 237H116L117 235V239H119V236L122 234L121 232H117V228L115 229V227L113 225H109L108 223V220H107V217L104 216V212L103 211H107L109 210L114 204H115V194L117 191H114V189L117 187V185H121L122 187H124V189H126L127 187H130V189H133L134 185H139L140 188L141 187V184H142V180L140 177H134L133 176V172L135 173V170H134V167L133 166H130L132 165ZM167 163H168V167L172 172L173 174V179H174V183L172 186H169L168 188L171 190V188L175 187V188H180V190L183 188V182L179 183L180 181V175H181V172H180V168H179V164H177V160L176 158L172 157L171 159H167ZM250 163V164H249ZM2 164V163H1ZM24 164V163H23ZM200 164H205L207 167H210V168H207V167H204V166H201ZM249 164V165H248ZM6 165V164H5ZM15 165V164H14ZM170 165V166H169ZM18 166V165H17ZM22 166V165H21ZM194 166V167H195ZM229 166V165H228ZM254 166V165H253ZM26 167V166H24ZM172 167V168H170ZM226 165H225V169H226ZM2 168V167H1ZM5 168V167H4ZM16 168V167H15ZM119 170L120 169V174H116V170ZM138 169H140L139 167H137ZM6 169V168H5ZM14 169V168H13ZM33 169V167H32ZM39 169L41 168H36V166H34V170H27L25 171V173H28V172H33V171H38ZM230 169V167H229ZM243 169V167H242ZM245 169V168H244ZM128 170H130V173L131 174V178L130 179H127L126 177L124 179L121 178V176H125V175H128L130 173H128ZM240 170V169H239ZM226 171V170H225ZM2 172V171H0ZM101 172V171H100ZM103 172V170H102ZM122 172V174H121ZM17 173V172H16ZM23 173V172H22ZM62 173V170L60 172H58L57 176L56 177H59ZM250 173V171H249ZM253 173V171H252ZM10 174V173H9ZM171 174V173H170ZM169 174V175H170ZM221 174V173H220ZM218 174V176L220 175ZM231 174V173H230ZM251 174V173H250ZM8 175V174H7ZM23 175V174H22ZM36 175V174H35ZM59 175V176H58ZM242 175V174H241ZM247 175V173H246ZM1 176V174H0ZM11 176V175H10ZM81 175L79 174V177ZM225 176V175H224ZM227 176V175H226ZM236 176V175H235ZM9 177V176H8ZM52 177V176H51ZM77 179V181H80V179ZM228 177L230 176H227V179H226V182H228V185L230 184L229 182V179ZM3 178V177H2ZM0 177V179H2ZM81 178V177H80ZM84 178V177H83ZM233 178V177H232ZM29 179V178H28ZM31 179V178H30ZM196 178L194 177V180ZM214 179V178H213ZM237 179V178H236ZM239 179V178H238ZM242 179H245V178H242ZM14 180V179H12ZM11 180V181H12ZM52 179H50L48 181V184H50ZM116 180V181H115ZM209 180L213 183L212 185L209 184ZM251 180V179H250ZM3 181V179H2ZM9 181V180H8ZM15 181V180H14ZM13 181V182H14ZM19 181V180H18ZM58 182V178L56 180H54L53 183L55 182ZM115 181V182H114ZM56 182V183H57ZM245 182V181H244ZM243 182V183H244ZM5 183V182H4ZM20 183V182H19ZM60 183V182H58ZM241 183V182H240ZM1 184V183H0ZM9 184V183H7ZM247 184V183H246ZM37 185V184H36ZM54 185V184H52ZM56 185H59V184H56ZM143 185V184H142ZM223 185V184H222ZM251 185V184H249ZM15 186V185H14ZM13 186V187H14ZM50 186V185H49ZM220 186V185H219ZM9 187V185H8ZM11 187V186H10ZM200 187V186H199ZM233 187L235 188L236 187V184L235 182L232 183V189ZM251 187V186H250ZM253 192L251 194H253V198L255 197H258L257 196V192H259V194L261 193V195L263 194L264 195V187L262 188L261 186V183L259 180L256 179L254 185H253ZM2 188V187H1ZM30 185L29 183L27 184V188L25 189H28L30 190ZM110 188H112L110 190ZM229 188V187H228ZM259 188L262 191L259 190ZM248 189V187H247ZM227 190V189H226ZM226 190H225V193H226ZM237 190V188H236ZM100 193V195H104V196H108L109 199L104 202V199L102 200L100 197L102 196H98L96 194V192ZM183 191V190H181ZM238 191V190H237ZM246 191V190H245ZM249 191V190H248ZM24 192V191H23ZM22 192V193H23ZM175 192V189L174 191H172V193ZM231 192H235V190H231ZM210 193V192H209ZM231 194V193H230ZM250 194V196H251ZM225 195V194H224ZM239 195V194H238ZM246 195V194H245ZM249 195V194H247ZM181 196V195H180ZM212 196V195H211ZM231 196V195H230ZM241 196H242V193H241ZM244 196V195H243ZM178 197V196H177ZM263 197V196H262ZM2 198V197H1ZM243 198V197H242ZM26 199V197H25ZM176 199V198H174ZM259 199H262V198H259ZM6 200H8L6 198ZM87 200L89 201L90 205L87 204ZM149 200V199H148ZM177 200V199H176ZM246 200V199H245ZM252 200V199H251ZM27 201V200H26ZM145 197L144 196H141L140 195V199L139 200H135V196H131V202L128 203L125 207V212H129L131 211L134 216L135 214H138L136 216H139L140 219L137 220V223L136 224H132L131 223V220L134 218V217H131L129 216V218H127L129 222V225L131 223V226H126L125 222H124V227H118V229L120 228V231L123 230V231H126V235H128L129 239H131V242L129 244V242L127 244L129 245H126L125 247L122 245L123 244V239H121L119 241V250L118 248H112V247H108L107 250H105V252L107 251H110L109 254H112L113 252H116L114 253L113 255H111L112 259L117 261V263L119 264H122V263H130V264H155L156 262H158L162 257L166 258L169 254H170V251H169V247L167 249L164 248L165 244L163 242L162 239H160V235L158 233V231L153 227V226H150V224L147 222V220H145L144 218L141 219L142 216H145V212H141L140 209H143L144 211H146V207L144 206L145 205ZM150 201V200H149ZM222 201V200H221ZM231 201V200H230ZM243 201V200H242ZM172 202V200H171ZM175 202V201H174ZM229 202V201H228ZM241 202V201H240ZM9 203V202H7ZM29 203L31 202H28V205ZM147 203V202H146ZM257 203V202H256ZM255 203V204H256ZM14 204V203H12ZM17 204V203H15ZM14 204V205H15ZM32 204V203H31ZM222 204V203H221ZM242 205V207L244 208V202L243 203H239ZM250 204V203H249ZM6 205V204H5ZM4 205V206H5ZM8 205V204H7ZM26 205V204H25ZM227 205V204H226ZM246 205V204H245ZM30 206V205H29ZM28 206V207H29ZM136 206H139L140 208H137ZM240 206V205H239ZM249 206V205H247ZM16 207V206H15ZM21 208H23L22 206H20ZM166 207V205L164 206ZM241 207V208H242ZM246 207V206H245ZM24 208H26L24 206ZM23 208V209H24ZM74 208V209H75ZM241 208L240 207H237V210L239 209V213L235 216V218H237L236 221H233V220H230V225H226L225 222H222L224 224L223 227H226V229H223L221 228V230L219 229V233H215L214 235H210V237H207V238H200V236H198V233H197V238H195V248H192V250L190 252L186 251L188 254L187 257H185V264H255V262H259L258 264H264V260L263 261H260V255H262L264 253V199L259 201V203L257 205H255L254 209H252L251 211L248 212V214L244 215L242 214V211H241ZM251 208V207H250ZM16 210V208H14ZM28 209V208H26ZM161 209V208H160ZM18 210V208H17ZM87 210V212L83 213V211ZM28 211V210H27ZM26 211V212H27ZM137 211V212H136ZM244 211V210H243ZM22 212V211H21ZM130 212V214H131ZM245 212V211H244ZM16 213V212H15ZM29 213V211H28ZM43 213H45L44 211L41 213L40 215V218L43 217ZM142 213V214H141ZM18 214V213H17ZM106 214V213H105ZM128 214V213H127ZM100 215L101 217L100 218H97V216ZM132 215V214H131ZM37 216V214H36ZM126 216V214L123 212V217ZM128 216V215H127ZM14 217V216H13ZM53 217V216H52ZM152 217V216H151ZM161 217V216H160ZM25 218V217H24ZM146 218V217H145ZM148 218V217H147ZM155 218V217H154ZM158 218V217H157ZM126 219V218H125ZM124 219V220H125ZM156 219V218H155ZM163 217H161L160 221L161 222H164L163 220ZM64 221H69V218L68 217H64L63 218ZM159 221V219H157ZM235 220V219H234ZM24 221V220H23ZM152 221V220H151ZM156 221V220H154ZM157 221V222H158ZM159 221V223H160ZM56 223V221H54ZM127 222V221H126ZM153 222V221H152ZM173 221H169L168 225H166L165 223H162V225H164L165 228H169V227H173ZM20 223V222H19ZM10 224V222H9ZM51 224V228L53 231H55V227H53V224L51 223V221H48L47 222V226H49ZM113 224V223H112ZM146 224L148 226V228H143V227H146ZM144 225V226H143ZM156 225V224H155ZM63 226V225H62ZM61 226V227H62ZM157 226V225H156ZM161 226V225H160ZM222 226V224H221ZM57 227V226H56ZM186 227V226H185ZM197 228V227H196ZM97 229V228H94V230ZM182 229V228H181ZM199 229V228H198ZM197 229V230H198ZM223 229V230H222ZM169 230V229H168ZM175 230V229H174ZM196 229L194 231H197ZM201 230V229H199ZM119 231V230H118ZM162 231V230H161ZM218 231V230H217ZM200 233V231H198ZM202 232V231H201ZM2 233V232H1ZM131 233H133V236L131 235ZM168 233V232H167ZM92 234V232H91ZM107 234V235H106ZM124 234V235H125ZM169 234V233H168ZM176 236H178L176 233H174ZM174 234H169V235H173L172 238H175ZM183 234V237L185 238V233H182ZM195 234V233H194ZM202 234V233H201ZM200 234V235H201ZM213 234V233H212ZM123 235V234H122ZM121 235V238L124 237V235L122 236ZM168 235V236H169ZM180 235V234H179ZM45 236H51V237H54L56 238L57 240V243L56 245H53V246H50L49 244V240L45 237ZM112 237V236H111ZM113 237V238H114ZM195 237V236H194ZM222 237H233V240L232 242H230L231 244L229 246H227L224 250V253L220 252L219 250H215V249H212L214 246H216ZM104 238V239H105ZM126 238V237H125ZM169 238V237H168ZM171 238V236H170ZM169 238V239H170ZM177 238V237H176ZM187 239V238H185ZM127 239V238H126ZM129 239H127L128 241H130ZM26 240V239H24ZM92 240V238H91ZM90 240V241H91ZM111 240V239H110ZM123 240V241H122ZM126 240V241H127ZM172 240V239H171ZM181 240V239H180ZM189 240V238H188ZM187 240V242H189ZM21 241V240H20ZM89 241V240H88ZM115 241V240H114ZM117 241V240H116ZM115 241V242H116ZM125 241V243H126ZM146 241V242H144ZM23 242V241H22ZM96 242V241H95ZM101 242V240H100ZM105 242V241H104ZM112 242V241H111ZM115 242L112 244L114 245ZM122 242V244H120ZM152 245L155 246L153 247L155 250H157V253L154 251V253L156 254H152L150 253L149 251L152 249L150 248V245L151 243ZM184 243V245H189V243L187 244ZM94 243V242H93ZM92 243V244H93ZM110 244V242H108ZM143 243H146V246H144ZM24 244V243H23ZM95 244V243H94ZM93 244V246H94ZM101 244V243H100ZM103 244V243H102ZM110 244V246H111ZM174 244V243H173ZM96 245V244H95ZM107 245V244H106ZM122 245V246H121ZM191 245V244H190ZM103 245H101L102 247ZM105 246V245H104ZM148 246L150 248V250L148 249ZM99 247V248H97ZM100 245L99 246H95L94 248H97V250H95L97 252V259H96V263L97 264H108L107 261L108 259H106V262H104L100 256L98 255V253H102L101 256L103 255V252L100 251L101 249ZM115 247V246H113ZM173 247V246H172ZM171 247V248H172ZM69 248H76V249H73V250H69ZM104 248V247H103ZM174 250H175V254L172 255V259H169L167 260L166 262H162V264H177L178 261H179V253L180 251L182 250H179L176 252V249L178 247H173ZM191 248V247H190ZM211 248V249H210ZM224 248V247H223ZM106 249V247L104 248ZM103 249V250H104ZM109 249V250H108ZM114 249H117V250H114ZM210 249V250H209ZM114 250V251H113ZM134 250V251H133ZM171 250V249H170ZM100 251V252H99ZM113 251V252H112ZM153 251V250H151ZM223 251V250H221ZM48 251H46L47 253ZM104 252V253H105ZM131 252V255H129V253ZM91 253V252H90ZM93 253V252H92ZM59 254V253H57ZM62 254V253H61ZM96 254V253H95ZM94 254V255H95ZM211 254H214V255H211ZM52 255V254H51ZM50 255V256H51ZM55 255V254H54ZM93 255V254H92ZM93 255V256H94ZM105 255V254H104ZM103 255V256H104ZM108 255V253L106 254ZM129 255L130 258H128L127 260V256ZM61 256V255H60ZM102 256V257H103ZM162 256V257H161ZM52 257V256H51ZM54 257V256H53ZM182 257V256H181ZM94 258V257H93ZM109 258V256H108ZM49 259V258H47ZM64 259V258H63ZM67 259V258H66ZM55 260V259H54ZM77 260V259H76ZM94 260V259H93ZM110 260V259H109ZM112 260V261H113ZM50 261V260H49ZM95 261V260H94ZM110 261L112 264L114 262ZM54 262V261H53ZM109 262V261H108ZM180 262V261H179ZM41 263H44V261L42 262L41 260ZM46 263V262H45ZM50 264V263H49ZM52 264V263H51ZM54 264V263H53ZM58 264H60L58 262ZM84 264V263H82ZM89 264V263H88ZM91 264H94L93 262ZM116 264V263H114ZM180 264V263H178Z\"/></svg>","mask_w":264,"mask_h":264}]
</instances>
